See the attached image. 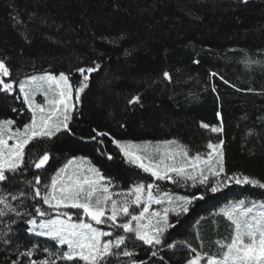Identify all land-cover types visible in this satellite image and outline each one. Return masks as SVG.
Instances as JSON below:
<instances>
[{"label": "trees", "instance_id": "1", "mask_svg": "<svg viewBox=\"0 0 264 264\" xmlns=\"http://www.w3.org/2000/svg\"><path fill=\"white\" fill-rule=\"evenodd\" d=\"M0 58H7L8 79L63 71L74 85L81 79L77 67L101 64L81 94L71 133L40 139L26 148V165L50 152L46 168L27 166L22 176L0 182V192H30L25 180L39 175L42 187L68 159L86 157L111 179L113 192L142 182L155 183L154 193H203L205 198L179 218L166 239L189 240L193 246L202 241V251L209 253L219 251L215 241L231 235L221 208L240 199L264 200V189L249 185L233 184L210 193L191 182L154 180L128 164L111 142L113 138L134 143L176 139L194 154L206 153L209 141L222 139L226 172L264 181V0L247 4L241 0H0ZM249 60L256 63L246 64ZM165 71L171 80L164 78ZM133 95L141 96L140 104L127 103ZM12 107L20 108V102L0 94V118L15 119L22 127L29 114L17 115ZM221 119L222 133L201 127L202 123L219 126ZM94 129L109 136L92 140ZM21 199L20 210L33 212L36 202ZM164 206L156 205V210ZM12 219H16L12 214L0 218V231ZM170 220L175 223L173 214ZM12 228V243L0 241V264H11L19 251L32 244L58 247L50 239L29 234L23 220ZM197 232L199 239H194ZM127 243L134 259L162 264L159 257L151 256L149 246ZM185 253L178 244L176 250L163 248L160 254L167 264H183Z\"/></svg>", "mask_w": 264, "mask_h": 264}, {"label": "snow or ice", "instance_id": "2", "mask_svg": "<svg viewBox=\"0 0 264 264\" xmlns=\"http://www.w3.org/2000/svg\"><path fill=\"white\" fill-rule=\"evenodd\" d=\"M241 2L247 4L248 0ZM252 63L256 61H246L248 65ZM100 68L101 64L96 62L77 67L75 72L81 77L78 85H74L70 74L63 71L58 74L45 71L15 81L8 79L11 71L7 58H0V94L5 100L11 97L20 102V108H11L13 113L29 114L28 122L22 127L16 126L15 119L0 118V182L7 183L22 176L27 166L37 170L46 168L51 153L44 151L26 165V148L34 141L71 133L73 113L81 101V94L89 87L91 74ZM163 76L171 80L168 72ZM38 96L43 97L42 102H38ZM127 103L140 104L141 96L133 95ZM216 115L220 117L221 114L217 112ZM201 127L212 133L224 131L222 119L219 126L202 123ZM93 131L96 134L92 140L109 136L106 132ZM111 142L128 164L155 180L191 182L192 187L203 186L210 193L221 192L233 184L264 189V181L260 179L226 172L222 139L217 143L209 141L206 147L210 151L194 154L176 139L133 143L113 138ZM99 143L103 145L104 141L99 140ZM106 155L109 160L113 158L111 154ZM24 183L30 187V192L21 190L18 195L0 192V218L9 214L16 218L0 231V241L11 244L12 225L23 220L29 234L47 237L58 247L52 250L32 244L25 251H19L11 264H145L134 259L135 252L129 249V240L149 246L151 256L159 257L162 264L167 262L160 254L161 249L176 250L178 244L186 250L183 264H264V200L240 199L221 208L220 213L230 222L231 235L229 239L215 241L219 251L209 253L202 251V241L193 246L189 240L168 242L166 239L169 230L181 222L179 218L189 214L192 206L205 198L203 193L191 196L154 194L158 186L142 182L127 191L113 192L111 179L82 157L68 159L42 187L39 175ZM22 197L36 202L33 212L20 210L24 206ZM153 205L166 206L156 210ZM170 214L176 218L175 223L170 220ZM116 230H120L119 234ZM194 239H199L198 232ZM41 252L44 254L41 258H34ZM21 258L26 259L22 261Z\"/></svg>", "mask_w": 264, "mask_h": 264}, {"label": "rangeland", "instance_id": "3", "mask_svg": "<svg viewBox=\"0 0 264 264\" xmlns=\"http://www.w3.org/2000/svg\"><path fill=\"white\" fill-rule=\"evenodd\" d=\"M37 100H38V102H42L43 101V97L42 96H38L37 97ZM11 143V142H10ZM134 143V142H133ZM210 151V150H209ZM81 158V157H80ZM82 158H85L86 159V161H90L88 158H86V157H82ZM93 165V164H92ZM154 179V178H153ZM155 180V179H154ZM180 183H182V182H180ZM191 184V183H190ZM157 189V188H156ZM156 189H155V191H156ZM155 193H158V192H155ZM154 193V194H155ZM168 193V192H167ZM171 195H173V196H175V194H171ZM179 196H182V195H179ZM184 196V195H183ZM152 208L153 209H156V205H153L152 206ZM101 227H105V226H101ZM116 231H118V230H116ZM38 237H40V236H38ZM42 238H47V237H42Z\"/></svg>", "mask_w": 264, "mask_h": 264}]
</instances>
